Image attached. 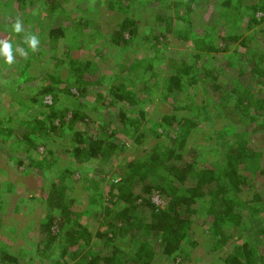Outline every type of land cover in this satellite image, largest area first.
Wrapping results in <instances>:
<instances>
[{
	"label": "trees",
	"instance_id": "trees-1",
	"mask_svg": "<svg viewBox=\"0 0 264 264\" xmlns=\"http://www.w3.org/2000/svg\"><path fill=\"white\" fill-rule=\"evenodd\" d=\"M3 36L0 264H264V0H0Z\"/></svg>",
	"mask_w": 264,
	"mask_h": 264
},
{
	"label": "clouds",
	"instance_id": "clouds-1",
	"mask_svg": "<svg viewBox=\"0 0 264 264\" xmlns=\"http://www.w3.org/2000/svg\"><path fill=\"white\" fill-rule=\"evenodd\" d=\"M14 34L25 32L23 24L17 19L11 28ZM24 44L27 50L35 52L41 45V39L36 34L28 33L24 37ZM26 58L27 51L24 48H18L8 36L0 37V60L6 65H12L16 62V57Z\"/></svg>",
	"mask_w": 264,
	"mask_h": 264
},
{
	"label": "rangeland",
	"instance_id": "rangeland-1",
	"mask_svg": "<svg viewBox=\"0 0 264 264\" xmlns=\"http://www.w3.org/2000/svg\"><path fill=\"white\" fill-rule=\"evenodd\" d=\"M76 1H77V0H74V2H76ZM79 2H81V1H79ZM84 7H85V6H84ZM84 7H83V8H84ZM42 16H45V15H42ZM61 18H62V17H58V18H55L54 20H55V21H56V20H60ZM3 71H4V70H0V73L3 72ZM47 102L50 103L51 100L48 99ZM41 150H42V149H41ZM19 170H21V169L19 168ZM4 190H5V189L3 188V190H2L3 193L5 192ZM153 198H154V200H155L158 204L162 203V197L159 195L158 192H155V193H154V197H153Z\"/></svg>",
	"mask_w": 264,
	"mask_h": 264
}]
</instances>
